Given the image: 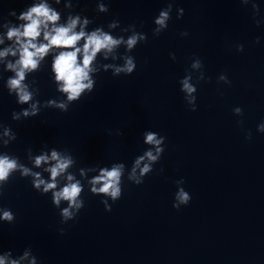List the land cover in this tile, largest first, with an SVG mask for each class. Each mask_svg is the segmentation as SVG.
Wrapping results in <instances>:
<instances>
[{
  "label": "clouds",
  "instance_id": "clouds-1",
  "mask_svg": "<svg viewBox=\"0 0 264 264\" xmlns=\"http://www.w3.org/2000/svg\"><path fill=\"white\" fill-rule=\"evenodd\" d=\"M59 3V0H56ZM100 11H106L105 5H99ZM180 15L177 19H180L184 10L179 9ZM15 15V13H12ZM169 14L167 11H161L159 16L155 19V23L160 26V28H167V21L169 20ZM19 20L25 21L26 23L20 25L19 27L9 28L7 31V38L9 40L15 39L16 43L19 44V48L13 51L11 48L0 51V57H4L11 53L13 56L17 55L19 52V59L13 64L9 63L7 68L15 72V77L9 78L7 81V86L10 90H14L19 98L20 103H27L31 100V93L26 90V85L22 82L25 79L26 72L36 70L39 62L49 53L53 48L64 49L59 51L55 55L53 60V71L55 72V79L60 83L59 90L67 94L68 101L77 100L80 94L85 89L92 88V81L89 79V73L93 71L91 65L95 60L98 53L102 50L110 53L115 47L124 43L123 38H113L108 33L103 32L99 28L92 31L90 34H86L81 26L79 32L74 31L77 24L80 21V17L69 18L67 25H58L57 21L60 20V15L57 11L53 10L46 3H39L31 5L27 11H21L18 17ZM88 20H84L86 25ZM51 25V27H50ZM159 30V29H158ZM43 33V41L46 43L38 42V38L41 37ZM183 35H187L184 32ZM84 40L82 46H77L81 40ZM146 37L143 34L133 33L126 41L127 49L130 51L134 48L139 40H144ZM2 42V41H0ZM256 42H259L257 38ZM239 51H243V47L239 48ZM78 57H81L78 59ZM201 64L200 60L193 63L192 67H199ZM136 69V64L134 58L129 56L125 59V64L123 67H118L115 72L119 74L124 72L131 75ZM221 79H226L222 76ZM183 91L191 97L189 103H194L196 97L192 94L197 91L196 87L189 83V77H186L183 81ZM54 101H49V104H54ZM58 107L65 109L66 105L61 103L57 105ZM33 111L31 115H36V106L32 105ZM194 107L191 111H196ZM235 111L239 114L242 109L236 108ZM24 116H28L29 112L27 110L23 113ZM258 130L264 132V122L258 125ZM7 135V131L5 132ZM250 138V137H249ZM166 137L160 136L156 132L146 133V143L155 146L156 155L152 151H147L144 156L139 157L135 161V165L132 170V175L130 179H135L137 184H142L144 181L141 178L136 177L137 169H139L140 177H143L146 173H149L151 169L150 164H144L141 167V162L147 157L149 161H157L160 154L163 153L164 148L161 145L164 143ZM51 159L56 160L55 166L50 167L47 171L51 174V182H46L40 179L39 173L35 174L36 179L33 181L34 187L40 189L43 186V192L47 193L52 190L53 202L55 205L59 206L61 200L68 201V207L62 210V216L66 219L72 217L71 208L81 207V202L78 201V197L82 191V186L77 181L71 183L73 177L68 175L67 179L70 183L63 186L61 189H57V177L64 173L71 163L70 160L60 159L58 153L53 151L51 154ZM47 156H39L36 158L35 163L37 166L41 164L42 161H47ZM122 165L113 166L109 169H101L100 174L95 176L91 181V191L96 194H104L110 196L113 201L121 196V175H122ZM17 168V163L14 159H9L7 156L0 157V182H6L10 173ZM23 174H28V169L23 170ZM97 185H100L97 187ZM176 199L179 201L178 204L173 205L179 208L181 204L187 205L192 199L191 195L180 188ZM111 211V209H108ZM14 219V214L10 209L3 210L2 215H0V220L11 222ZM27 255V253H25ZM11 252H5L3 256H0V264H19V260L11 259ZM33 264H35V259H33Z\"/></svg>",
  "mask_w": 264,
  "mask_h": 264
}]
</instances>
